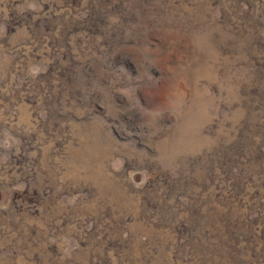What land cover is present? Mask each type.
I'll return each instance as SVG.
<instances>
[{"label":"rangeland","instance_id":"rangeland-1","mask_svg":"<svg viewBox=\"0 0 264 264\" xmlns=\"http://www.w3.org/2000/svg\"><path fill=\"white\" fill-rule=\"evenodd\" d=\"M0 264H264V0H0Z\"/></svg>","mask_w":264,"mask_h":264}]
</instances>
